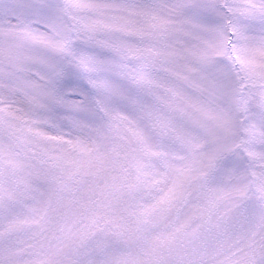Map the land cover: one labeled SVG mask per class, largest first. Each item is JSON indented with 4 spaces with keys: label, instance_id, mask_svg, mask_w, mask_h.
<instances>
[{
    "label": "snow or ice",
    "instance_id": "6c2138e0",
    "mask_svg": "<svg viewBox=\"0 0 264 264\" xmlns=\"http://www.w3.org/2000/svg\"><path fill=\"white\" fill-rule=\"evenodd\" d=\"M0 264H264V0H0Z\"/></svg>",
    "mask_w": 264,
    "mask_h": 264
}]
</instances>
